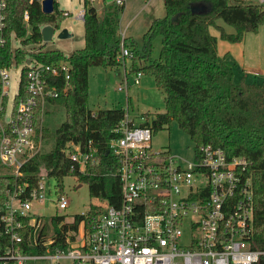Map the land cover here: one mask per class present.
Instances as JSON below:
<instances>
[{
  "label": "trees",
  "instance_id": "16d2710c",
  "mask_svg": "<svg viewBox=\"0 0 264 264\" xmlns=\"http://www.w3.org/2000/svg\"><path fill=\"white\" fill-rule=\"evenodd\" d=\"M101 2L100 15L92 0H84L83 48L70 56L59 49L38 50L31 55L42 63L61 59L70 62V79L60 78V86L69 84L67 93L50 99V103L65 107L66 118L51 131L42 125L41 108H37L36 135L41 132L43 138L54 137L55 144L50 151L37 153L26 161L21 167L22 175H0V219L6 213L8 189L28 182L30 191L44 173L55 177L61 190L64 178L75 176L87 183L91 197L109 205L121 204L119 157L110 150L109 143L121 135L116 129L125 119L126 111L118 107L97 111L90 108L89 69L92 65L109 68L122 64L119 54L124 41L133 53L129 71L152 73L164 92L165 111L152 118L155 131L176 121L195 146L211 143L223 147L229 156L248 158L255 196L254 245L264 250V79L250 82L241 77L236 82L227 55L221 56L218 52L219 37L240 42L246 33L259 31L264 25V4L244 0H164L166 15L152 20L140 49L133 37L123 38L121 34L125 0L121 4L117 0ZM193 5L205 6V9L192 12ZM26 11L27 22L24 20ZM64 12L57 0L51 13L43 11L41 0H8V42L0 46V69L10 68L14 61L20 64L28 60L24 50L12 49L13 35L25 45L43 43L42 28L51 24L60 29L66 16ZM179 13L177 20H172ZM218 19L232 26L234 32L219 24ZM212 27L219 31V37L211 31ZM157 36H161L162 46L159 58L152 61L153 39ZM27 71L25 65L15 107L26 95ZM71 143L79 144L83 152L95 149L84 167L71 159ZM101 210L102 206L96 205L91 213ZM84 218L83 214H76L73 221L67 222L63 216L54 215L50 222L51 234L48 223L35 233L28 224L29 218H25L27 225L21 230L23 241L17 246L23 253L32 255H45L59 248L67 251L71 246L66 241L68 232L76 231ZM49 236L52 240L47 243ZM11 244L0 220V255H4Z\"/></svg>",
  "mask_w": 264,
  "mask_h": 264
},
{
  "label": "built area",
  "instance_id": "2783aa9c",
  "mask_svg": "<svg viewBox=\"0 0 264 264\" xmlns=\"http://www.w3.org/2000/svg\"><path fill=\"white\" fill-rule=\"evenodd\" d=\"M244 1L264 4V0ZM7 8L8 0H0V46L8 42ZM84 16L83 8L77 18ZM28 19L26 11L24 20ZM132 54L122 41L120 61L125 65ZM29 59L30 63L25 62L26 95L16 107L13 101L9 120V68L0 69V163L16 176L22 175L26 161L42 152V134L37 136L35 128L37 108H41L42 123L46 103L69 89L68 83L60 86V78L71 77L67 60L42 63L32 56ZM22 75L21 71L15 97L20 94ZM127 75L119 90H128ZM142 75L137 72L134 83L138 84ZM152 118L148 116L137 125L127 113L116 129L121 135L109 144L119 157L121 204L99 200L100 212L91 213L92 206L81 213L84 220L76 231L67 234L71 245L67 251L59 248L32 255L17 246L23 241L25 218L35 233L44 224L42 216L32 210L34 201L43 202L51 192L44 181L48 175L43 174L30 191L28 182L8 189L6 213L0 220L12 244L0 255V264H33L39 258L69 260L68 264H261L264 250L254 245L255 196L248 158L229 156L223 147L211 143L194 145L191 158L173 155L169 148L156 151L152 146ZM94 151L83 152L79 144L71 143L69 154L84 167ZM54 189L56 196L49 200L59 208L69 207L70 199L59 182ZM51 240L49 236L46 242Z\"/></svg>",
  "mask_w": 264,
  "mask_h": 264
},
{
  "label": "rangeland",
  "instance_id": "374dc122",
  "mask_svg": "<svg viewBox=\"0 0 264 264\" xmlns=\"http://www.w3.org/2000/svg\"><path fill=\"white\" fill-rule=\"evenodd\" d=\"M62 11H68L62 21L61 28L57 29L51 40L43 43L22 44L20 39L13 37L12 49L21 48L26 52L27 59L31 58L33 52L38 50L59 49L70 56L74 51L85 46V26L83 19L77 18L79 10L84 8V0H57ZM93 3L97 6L99 14H102L103 4L101 0H95ZM166 8L164 0H127L124 12L121 16V29L126 30V37H133L141 49L144 44V34L148 30L152 20L156 17H164ZM218 23L225 26L229 32H234V28L226 24L222 19ZM66 28L70 36L59 38L58 35L62 29ZM212 32L219 37V31L212 27ZM30 31V29H29ZM28 31V32H29ZM162 46L161 36L153 39V50L151 60L159 58ZM218 51L220 55H227V59L233 65L235 72V81L239 82L245 69L260 68L264 70V25L259 32H248L240 42H230L218 38ZM131 57H127L125 65L122 63L115 67H103L101 65H92L89 69V106L93 111L103 108H124L126 114L133 119L137 125L145 121L146 117L154 116L158 112L165 111L164 92L156 84L152 73L143 72L138 84L134 83L136 73L129 71L131 67ZM27 63V61H26ZM25 63L17 64L15 61L9 68L11 84L9 86V103L6 114V120H9V114L12 109L14 97L17 94L20 75ZM128 73L129 88L127 91L119 90V85L123 83L125 73ZM264 72V71H263ZM249 80H263L261 77H253L247 74ZM65 107L59 104L47 102L42 125L55 131L57 127L65 120ZM41 151L46 153L50 151L54 144V137L43 138ZM194 142L190 136L184 132L176 121L163 129L154 132L152 137L153 149L158 151L169 148L171 154L191 158L194 148ZM13 170L0 163V175L11 174ZM45 174V173H44ZM45 183L51 192L48 198L43 202H33L32 212L42 216V222L48 223L49 233H52L50 225L51 218L54 215H60L65 221H73L76 214L87 212L90 207L100 203L96 197H91L87 183L80 182L75 176H67L63 180L62 191L70 199L69 207L62 209L56 206L55 201L49 200L56 196L54 184L58 180L54 177L44 176ZM68 264L69 260H51L39 258L33 264Z\"/></svg>",
  "mask_w": 264,
  "mask_h": 264
},
{
  "label": "water",
  "instance_id": "95a60500",
  "mask_svg": "<svg viewBox=\"0 0 264 264\" xmlns=\"http://www.w3.org/2000/svg\"><path fill=\"white\" fill-rule=\"evenodd\" d=\"M108 1H112V0H108ZM234 1V0H232ZM41 4H42V9L44 12L46 13H51L54 10V0H41ZM205 9V6H199V5H193L191 7L192 12H201ZM180 15V13L176 16H174L172 18V20H177L178 16ZM56 28L51 25H45L42 30V37H43V41L44 42H48L49 40L52 39L54 33L56 32ZM71 34L68 33V30L66 28L62 29L58 35L59 38H64L67 36H70ZM28 63H30V59H28Z\"/></svg>",
  "mask_w": 264,
  "mask_h": 264
},
{
  "label": "crops",
  "instance_id": "0c3cea01",
  "mask_svg": "<svg viewBox=\"0 0 264 264\" xmlns=\"http://www.w3.org/2000/svg\"><path fill=\"white\" fill-rule=\"evenodd\" d=\"M95 1V0H94ZM125 3H126V5H127V0H125ZM263 26V25H262ZM261 26V27H262ZM120 27H121V25H120ZM260 27V28H261ZM226 28V27H225ZM212 29V28H211ZM260 30V29H259ZM212 31V30H211ZM121 32H123L124 34H125V36H126V30H122L121 29ZM259 32V31H258ZM220 35V34H219ZM218 36V35H217ZM245 37V36H244ZM219 52V51H218ZM221 56H223V55H221ZM125 67H126V64H125ZM264 70H262V69H260V68H247V69H245V74H243V76L242 77H244L247 81H250V82H253V80H249L248 79V75H246V73L247 74H251V76H253V77H261V73L263 74L264 72H263ZM126 72V71H125ZM127 73V72H126ZM125 73V74H126ZM235 73V72H234ZM235 78V77H234ZM254 81H262V80H254Z\"/></svg>",
  "mask_w": 264,
  "mask_h": 264
}]
</instances>
